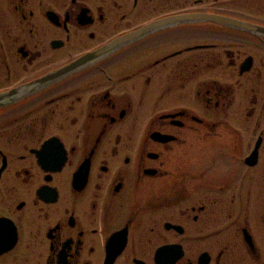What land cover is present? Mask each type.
Listing matches in <instances>:
<instances>
[{"label":"flooded vegetation","instance_id":"flooded-vegetation-1","mask_svg":"<svg viewBox=\"0 0 264 264\" xmlns=\"http://www.w3.org/2000/svg\"><path fill=\"white\" fill-rule=\"evenodd\" d=\"M0 264H264V0H0Z\"/></svg>","mask_w":264,"mask_h":264},{"label":"water","instance_id":"water-1","mask_svg":"<svg viewBox=\"0 0 264 264\" xmlns=\"http://www.w3.org/2000/svg\"><path fill=\"white\" fill-rule=\"evenodd\" d=\"M245 240H246V242L249 244L250 248H253V244L251 243V238H250V236H246V234H245Z\"/></svg>","mask_w":264,"mask_h":264}]
</instances>
